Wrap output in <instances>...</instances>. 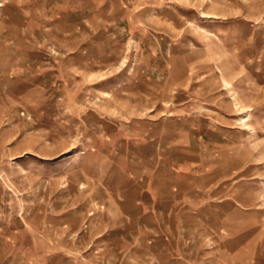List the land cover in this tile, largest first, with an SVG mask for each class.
I'll return each mask as SVG.
<instances>
[{"label":"rangeland","instance_id":"obj_1","mask_svg":"<svg viewBox=\"0 0 264 264\" xmlns=\"http://www.w3.org/2000/svg\"><path fill=\"white\" fill-rule=\"evenodd\" d=\"M117 130L112 164L146 156L173 202L163 233L206 264L244 263L229 238L247 235L264 264V0H0V221L64 205L68 249L116 264L91 241L113 217L83 169L106 175ZM127 239L120 264H151Z\"/></svg>","mask_w":264,"mask_h":264},{"label":"crops","instance_id":"obj_2","mask_svg":"<svg viewBox=\"0 0 264 264\" xmlns=\"http://www.w3.org/2000/svg\"><path fill=\"white\" fill-rule=\"evenodd\" d=\"M101 123L105 128V121ZM107 135L108 140L104 141L106 149H102L101 155L104 161L111 162L108 172L107 170L105 172L106 175L103 173L104 177H100L98 166L92 165L91 169L88 168L86 171L82 168L86 177L85 183L89 184L86 187L89 190L91 188L93 195L90 201L105 205L107 212H110L113 217L109 226L102 224L95 232L96 234H91L93 235L91 241L105 243V247L107 244H112V248L115 243L116 264H120L124 256L120 242H127L128 235L138 243L141 241L148 243L149 250L141 254V258L149 259L151 264H206L205 255L199 252V247L191 251L187 248L183 234L175 235L165 231L163 233L161 230L165 227L164 222L168 218L166 214L168 215L171 211L173 202L168 197L160 196L159 192L151 187L153 181L148 168L143 163L148 158L143 155L130 156V161L136 166V169L130 172L121 168L120 165L114 166L112 163H120V159L123 158L121 154L125 155V146L118 147L117 141L119 140L121 145H126L128 143L126 133L117 130ZM94 186L97 188L95 194ZM124 205L129 208L126 209ZM65 207L57 205L50 212H45L46 209L43 207L45 210L39 219L38 214H34L33 218L25 215L0 221V264H82L78 259L80 255L78 249L76 252H74L75 246L68 249L67 243L57 235L67 224ZM152 219H157L155 220L157 222L152 223ZM91 231L94 230L91 229ZM229 239H233L234 244L240 243L238 246L234 245L233 255L242 261L246 260L241 264H246L247 261L253 262L254 250H248L251 242L247 235L242 240L239 235ZM227 242L231 241L227 240ZM79 244L77 240L76 248ZM88 263L93 262L89 260ZM109 263L115 262L108 257L107 260L101 261V264Z\"/></svg>","mask_w":264,"mask_h":264},{"label":"built area","instance_id":"obj_3","mask_svg":"<svg viewBox=\"0 0 264 264\" xmlns=\"http://www.w3.org/2000/svg\"><path fill=\"white\" fill-rule=\"evenodd\" d=\"M87 225L86 224H84V227H86Z\"/></svg>","mask_w":264,"mask_h":264}]
</instances>
